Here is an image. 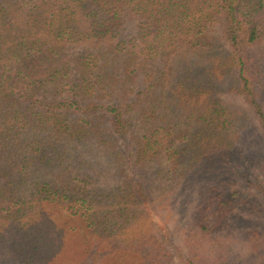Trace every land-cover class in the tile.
Instances as JSON below:
<instances>
[{
	"label": "trees",
	"instance_id": "1",
	"mask_svg": "<svg viewBox=\"0 0 264 264\" xmlns=\"http://www.w3.org/2000/svg\"><path fill=\"white\" fill-rule=\"evenodd\" d=\"M222 91L264 130V0H0V241L19 233L48 264L73 237L86 254L98 238L170 264L146 228L149 204L159 212L177 188L198 233L209 211L217 225L236 208L264 219L246 191L224 189L238 181L232 156L258 138ZM121 140L146 177L127 172ZM101 159L113 183H98Z\"/></svg>",
	"mask_w": 264,
	"mask_h": 264
},
{
	"label": "rangeland",
	"instance_id": "2",
	"mask_svg": "<svg viewBox=\"0 0 264 264\" xmlns=\"http://www.w3.org/2000/svg\"><path fill=\"white\" fill-rule=\"evenodd\" d=\"M83 52L81 48L71 50L73 57H77ZM229 104L232 109L241 112L239 116V127L243 128L244 133L249 139H257V144L244 145L242 150L232 156L231 170L234 172L236 183H230L224 189L227 193H242L246 191L252 198L258 201L264 208V130L260 128L259 123L248 103L243 97L236 96L232 92L222 91L218 94ZM245 116V117H244ZM247 139V138H246ZM245 139V140H246ZM119 146L127 155L126 169L134 179L142 175L146 177L143 169L134 164V148L128 141L121 140ZM260 152L258 162L250 164L249 153ZM131 156V157H130ZM256 157V156H255ZM243 163V164H242ZM98 174V183L102 185L113 183L114 178L111 175L113 167L109 166L108 159L105 163L103 159L98 161L95 166ZM255 176V177H254ZM254 177V178H253ZM251 183L248 187L244 186L246 182ZM243 182V183H242ZM185 191L180 188L175 189L170 195L168 204H163L158 212L159 204L150 203V217H148L147 231L153 234L147 243L149 249L160 247L167 258H171L170 264H183L188 260H194L196 264H264V219L259 216V212L251 213L236 212L238 205L231 204L236 208L228 215L226 224L217 225V214L209 213L206 215L208 226L212 227L210 232L201 233L186 226L190 218V208L193 205V199H189L187 206L183 208ZM191 196V195H189ZM225 199H230L225 196ZM190 206V207H189ZM211 210L215 207L210 206ZM192 210V209H191ZM156 211V212H155ZM151 225V227H150ZM134 239L138 237L133 234ZM14 246L8 247L4 241H0V264H41L47 259L48 254L42 250L32 253L33 246L27 244L23 235L15 233L11 236ZM98 238L92 240V246H88L92 254L84 250L79 243L78 237H73L62 251H55L52 255L56 256L53 264H137L139 256L130 250H117L110 252L105 245L99 248ZM155 246H154V245ZM98 248V249H97ZM58 249V248H57ZM49 258V257H48ZM40 260V261H39ZM168 264V263H166Z\"/></svg>",
	"mask_w": 264,
	"mask_h": 264
}]
</instances>
